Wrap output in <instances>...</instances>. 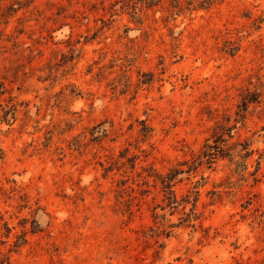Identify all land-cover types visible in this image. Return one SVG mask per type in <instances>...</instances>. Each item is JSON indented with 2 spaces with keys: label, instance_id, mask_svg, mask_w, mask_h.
I'll return each instance as SVG.
<instances>
[{
  "label": "rangeland",
  "instance_id": "rangeland-1",
  "mask_svg": "<svg viewBox=\"0 0 264 264\" xmlns=\"http://www.w3.org/2000/svg\"><path fill=\"white\" fill-rule=\"evenodd\" d=\"M0 264H264V0H0Z\"/></svg>",
  "mask_w": 264,
  "mask_h": 264
}]
</instances>
